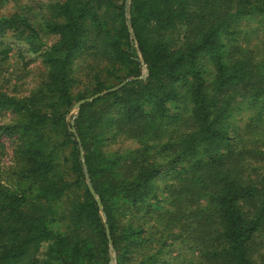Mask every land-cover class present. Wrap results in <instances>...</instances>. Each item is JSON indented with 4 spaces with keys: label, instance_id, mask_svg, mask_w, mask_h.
Listing matches in <instances>:
<instances>
[{
    "label": "trees",
    "instance_id": "obj_1",
    "mask_svg": "<svg viewBox=\"0 0 264 264\" xmlns=\"http://www.w3.org/2000/svg\"><path fill=\"white\" fill-rule=\"evenodd\" d=\"M46 11L39 85L0 90L16 178L0 179V264H263L264 53L235 28L251 15L264 24V0H56ZM83 56L106 75L74 92ZM119 137L137 146L108 151ZM64 199L61 232L51 221Z\"/></svg>",
    "mask_w": 264,
    "mask_h": 264
},
{
    "label": "rangeland",
    "instance_id": "obj_2",
    "mask_svg": "<svg viewBox=\"0 0 264 264\" xmlns=\"http://www.w3.org/2000/svg\"><path fill=\"white\" fill-rule=\"evenodd\" d=\"M53 1L56 0H3L0 2V25H3L0 28V90L23 97L29 95L39 85L44 69L38 54L43 43H48V36L44 34L43 27L48 19L47 4ZM3 18H23L37 33L31 32L20 21L7 22L2 20ZM260 19L255 15L243 17L235 28V37L241 45L250 46L254 51L264 53V24L260 22ZM101 65L99 61L80 57L73 67L74 92L89 89L95 73H103L102 77L105 76ZM72 113L75 114L74 108ZM249 115L248 111H243L237 120L242 121ZM10 117L11 115L6 112L2 117L0 116V123L9 121ZM115 141L108 145V151H124L137 146L134 141L126 137H119ZM0 144H5L3 148L5 154L0 155V179L4 183L13 184L16 178L11 176L14 163L9 149L10 141L0 135ZM57 154L58 169L66 179H69L68 149H59ZM68 201L64 199L58 208L57 216L51 221V227L54 230L61 232L66 230V222L61 217ZM180 253L190 254L182 246ZM261 260L264 264V248L261 252Z\"/></svg>",
    "mask_w": 264,
    "mask_h": 264
},
{
    "label": "water",
    "instance_id": "obj_3",
    "mask_svg": "<svg viewBox=\"0 0 264 264\" xmlns=\"http://www.w3.org/2000/svg\"><path fill=\"white\" fill-rule=\"evenodd\" d=\"M101 94H103V93H98V94H95V95H93V96H91V97H88V98H85V99H81L80 101H78V102L74 105V107H73L74 110H75V113H76V111L78 110L80 104H82L83 102H86V101L93 100L94 98L100 96ZM80 150L82 151L81 148H80ZM81 162H82L83 173H84V175H85V178H86V181H87L88 188H89L91 194L93 195L94 199L96 200L97 204L99 205V207H101L100 199H99V197L96 195V193L94 192L93 187H92L91 182H90V179H89V177H88V174H87V171H86V168H85V163H84V161H83V154H82V153H81ZM107 238H108L109 243H110V245H111V240H110V237H109L108 231H107ZM110 264H112V262H111Z\"/></svg>",
    "mask_w": 264,
    "mask_h": 264
}]
</instances>
